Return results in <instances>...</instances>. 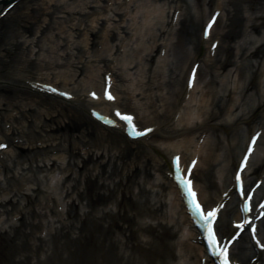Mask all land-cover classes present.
Wrapping results in <instances>:
<instances>
[{
	"label": "bare ground",
	"instance_id": "obj_1",
	"mask_svg": "<svg viewBox=\"0 0 264 264\" xmlns=\"http://www.w3.org/2000/svg\"><path fill=\"white\" fill-rule=\"evenodd\" d=\"M61 1L64 2L65 6H67V8H65L66 12L74 11L75 8L72 6L73 3H69L68 0H17L14 5L9 7L2 15H0V92L7 94L6 99H3L5 101L0 100V109L4 111L0 114V121L7 122L9 113L11 110L15 109L14 107H24L27 109V112H37L38 114L41 112V115L39 114V116L42 119L47 120L45 126H49L46 131L54 129L52 123H54L56 128H61V126H58L55 124V121H53L55 118L56 121L59 122L65 119L69 120V124H66L69 130L78 127V125L86 124L83 133L86 136L88 135L90 137H94H92V140H89V142L80 143V140L78 142L75 141L76 143L73 144V149L77 146L78 154L80 156L81 153L86 154L87 158L91 159L93 155H95L96 160H98L96 163L97 165H95L91 170L88 168V172L90 173H88V176L85 178L84 192L82 190L78 194V198H85V195L83 194L85 193L87 203L89 202L93 204L101 197H104L100 191L94 190V186L96 188H99L100 186L97 182V178L96 181L93 179V173L91 172L96 171V167L98 166L99 171L97 174L100 172L105 174L107 172V162H114L115 164L119 160V163H121L125 158L128 159L127 164L132 165V168H134L133 170L136 171L139 169L141 174H144V182L147 181L146 178L148 177L152 180L153 185L156 184L158 189H155V198H157H154V200L146 199L143 206L138 204V202H135L131 197H127L125 192H122V201L119 203V208L116 212H114L113 208H110L109 210H102L101 214H98L96 211L94 212V209L82 210V208H80L79 211L76 210V218H74L75 220L73 224L70 225V230L68 229L67 232L64 231L57 236H53L54 254H48L49 247L47 246L46 251L44 252L45 262L52 264L50 263L52 262L51 259H55L58 263L60 262V264H84L88 261V252L90 250H94L97 252L94 258L97 264H145L144 261L146 258L148 259L146 264H213L212 261H203L202 259L204 253L202 245L199 244L198 233L192 226V221L186 211L179 189L172 180L173 177H170L167 173L172 171L169 159L165 158L162 150L158 146L164 147L170 157L180 153L182 161H184L183 165L186 168H189L190 166L188 160L199 155L198 162H196L194 160L195 158H193L195 166L192 168V177L194 178L196 188L199 191L200 199L207 205V207L215 205V203L224 199L221 194L223 191H228L230 189V183H232L231 178L235 172V166L240 155L239 150L242 146L244 134L246 133L247 139L256 125L262 126L261 121L259 122L256 120L255 116L257 115L256 111L259 108L264 109V101L258 102L254 110L251 109L247 112H244L243 110L241 114H236L242 106H240V104L235 106V102L231 103L228 108L226 105H223L224 93L220 94L216 87H212L210 89V87L216 83V75H214L215 77L212 75L211 79L207 82V87L209 89L204 93L203 97L204 105L202 106V113L204 114H202L203 116L201 115L202 120H196V122H194L192 120L194 112H196V106L194 107L192 104L197 100H195V88L188 89L187 87V79L194 68L193 64L196 60H198L203 50L206 49V52L210 53L209 47L208 49L205 48L210 45V40L217 38L220 40L215 53V57L219 56V60L217 62V64H219V68H226L229 64H232L233 60L231 57L233 50H231L228 46H224V41L225 37L228 38L230 36V30H232V32L235 30L232 27L233 19H228L229 23L227 26L230 30L227 34L222 35V38L220 39L218 35L221 34L219 28L224 17V13L221 12L211 29V37L208 43H206L202 38V32L204 31L203 24L212 14L213 10L218 8H214L213 3H207L205 4L207 5L205 9L206 11L203 10L201 12L200 10V12L195 13L193 11L187 12L182 10L181 13L178 14L175 21L176 33L174 32V41L173 39L168 41L164 38V36L160 35L158 37H154L150 45V51H147V48L149 47L147 44L136 47L138 52V56H136V58L141 57V61L135 63L130 68L128 65H132L134 60L128 57L127 49L123 55H117L118 61L116 65L110 64L111 56H105L113 47L115 34L118 35V32L113 29L121 26V24L117 22L113 25L114 27L112 28V32L108 31L105 35H103L101 29L105 28L106 25L107 27L111 25L109 19L102 20V22L97 21L96 23H94L96 20H90V28H87V30H89V34L92 36L94 35V38L96 39L99 34L95 46L98 42H101L103 45L102 50L99 53L94 51V56L100 58L104 57L106 62L94 64L89 63L92 61H88L87 64L89 63L90 66L86 81L83 82L81 89L77 92L72 90V93L69 89H67L73 94L72 99L68 100L67 98H63L64 95H61V92L63 91L58 88L63 85L61 84L62 81H54V83H51L46 78L44 79L38 75H34L35 72L28 70L25 66L11 64V56L12 53H14V50L17 49V46L14 41L8 40L10 35L13 37L17 36L20 29L24 32H29L30 19L35 17L33 16L34 12H32L33 4H38L37 10L41 11L42 14H45V12L50 11L49 8L51 7L57 10V8L60 7ZM160 1L151 6L153 9L146 17L145 11L142 7L136 12V16L140 14L143 15L144 12V19L140 21L138 25V32L141 31L144 36L148 33L147 31H150L151 29V15L161 19L163 18V14L167 12L165 10L168 8L169 13L173 7V5L169 3L167 7L161 6L159 4H163V2L160 3ZM210 1L211 0H208L207 2ZM166 2L167 0L164 1V3ZM220 3H222L221 0ZM8 4L0 6V13ZM114 4L117 8H120V11L117 14L121 15V21L124 13L123 8L125 7L126 9L127 5H125V2L123 1L122 3L114 1ZM121 5L123 7H121ZM177 9L178 8L174 7L171 23L174 22L173 18ZM91 14H94V12ZM255 16L256 18L258 17L257 15ZM258 18L263 19L264 15H260ZM44 21L45 19L42 20V22ZM261 23L263 24V21H261ZM98 24H101L100 28L94 31L93 29L97 27ZM167 25L169 26V23ZM39 26L40 24H37V27ZM172 28L173 27L171 26L170 30H172ZM255 28L256 26L254 25L253 29ZM135 29L133 30L136 31ZM166 31L167 30L163 31L162 34ZM23 35L24 33H21L19 36L22 37ZM84 35H87V33L82 32L80 34V36ZM5 37L7 38L4 39ZM100 38L102 39L99 40ZM88 39L89 38H84L83 42H86L87 44ZM143 40L144 38H141V42ZM160 40H166L168 42L167 56L163 59L158 53L163 48L162 43L159 42ZM119 44H116L115 52L120 51V46H118ZM54 47L56 48L58 46L55 45ZM171 51L173 58L176 60V71L172 68V66H174L173 60L169 59ZM224 51L226 53L222 55ZM258 51L259 49L256 48L251 53L258 56ZM155 56L156 59L161 62V65L153 64ZM121 62V70L125 71L126 69H129L127 71L128 75H124L123 73L118 74V68ZM151 62L152 64H150L147 68ZM134 67L141 71L138 74V77L133 76V73L130 72L131 68ZM164 68L167 69V77L164 74ZM202 69L203 68L201 66L198 69V78L204 73V70L202 71ZM144 70H146L147 76H143L142 71ZM16 71L24 73L27 72V75H20L19 73L15 76L16 73L14 74L13 72ZM111 71H113L111 74L114 81L112 91L115 93L117 101L109 103V105L115 104L120 106L123 111L135 112L136 117H138L137 121L133 120L129 122L124 120L123 116L126 115L125 112H113V106H109L110 109H108V103L103 105L98 96V98L91 96L94 99L93 100L92 98H89L87 94L83 93L84 91H89L92 86L102 89V87H104V76L110 75ZM234 71H239V69L236 67ZM233 72L232 75L234 74ZM13 74L15 78L12 77ZM241 75L243 77L242 73ZM181 76L182 81H180ZM62 77H68L66 72L63 71ZM62 77L60 76L59 80H61ZM119 77H122V79L126 81L124 83V88L121 91L117 87ZM69 79L72 80L71 77H69ZM10 85L15 87L17 91L16 93H12L13 95L9 93ZM252 87H254V81L250 80L246 86L243 84L241 90H250ZM104 91H111V88L108 85H105ZM229 91H231V89H229ZM64 93L66 94L68 92ZM125 94L135 97L140 95L141 105H146V108L132 103L131 101H123L121 96ZM227 95H229V92ZM232 99L233 98L230 97L229 101H232ZM13 100H16L15 102L18 104L12 106ZM10 106L12 107L8 109ZM97 106H100V108H103L105 111L104 113L99 112L101 115L95 117L94 114H92L93 110L91 108ZM180 107L181 109L179 110ZM147 108L152 109L151 112L153 113H148L146 111ZM178 111H180V116H177ZM229 111L230 113L236 114L234 115L235 118L232 119L229 116V119L231 118V120L226 119L225 122L214 123V125H219V128L228 131L234 123L237 124L244 120L246 121V124L245 126L239 124V130L234 135L233 140L228 142L227 148L225 136L221 132L218 133L217 131H213L211 133H205L204 135L202 133L204 128L209 129L208 126L211 124V121L217 120L218 118L220 119V117H223ZM204 115H206V117H204ZM41 118H36L39 120L32 119L30 122H36V124H39V122H41ZM176 118L177 121L172 122L171 124L170 122L176 120ZM111 121H115V123H112ZM132 123H135L136 127L142 132H144L145 129H148V126L153 127L154 129L151 128V132H145V134L140 138H130L127 133L123 131L124 129L126 132L129 129L132 130ZM116 124L118 125L115 126ZM167 124L169 129H163V127ZM159 125H161V128ZM12 133H16L10 138V140H12L11 142L14 144L9 143V146L3 152L12 150L10 144H12L13 147H17L18 152L20 153L28 151L29 149H39L37 145H32V142H30L33 138L27 136L22 130L15 128L14 125L12 126ZM198 133L200 134L197 135ZM22 135L26 138L24 141L20 140V136L22 137ZM176 137L179 138L176 139ZM199 137H204V144L201 148V152L197 149L201 142V138L199 140ZM34 139L36 144L45 143L43 146L48 148L46 149L47 151L50 149L49 147L58 151L59 147L65 146V144L60 146L59 143L53 145L56 138H54V140L50 143L51 146L49 147L47 146L49 138ZM3 142L8 141L0 135V144ZM193 143H196V149L192 150L191 147ZM262 143H264V132L260 138V144ZM85 145L90 146L85 147ZM101 148L103 149L99 153L98 150ZM43 150H39L37 154ZM53 154L49 155V152H47V159L50 160L51 157L54 156ZM154 154H156L157 160L155 159ZM55 155L56 156H54V158H56L52 162L54 164L57 163L58 158L63 159V154L57 153ZM160 156L163 157L164 160L160 158ZM99 157H102V160L98 159ZM106 157L107 161L104 162L103 159ZM253 158L255 157L253 156ZM253 158L249 160V163L243 171V175L245 177L249 178L251 174H257L258 170H260V165L254 167V169L252 168L253 165L256 164V160ZM45 160L42 159V162L43 166L46 167L48 163ZM192 163L193 162H191V164ZM6 166L9 167L8 165ZM251 168L252 170L250 171ZM152 169L157 172H152ZM128 178H130L129 171L128 177L125 175V178H119V183H124V179L128 180ZM258 179H260L261 182H264V172L259 174L249 184L252 185ZM12 183L14 185L16 184L15 182ZM2 185L5 184L1 182L0 186ZM150 192H154V189L152 188ZM248 192L249 189L246 190V193ZM19 193H21V191L16 189L14 195ZM232 193L233 190L230 194ZM5 194H8V192L6 191ZM23 194L26 195V198L29 201L32 200V196L30 194ZM124 199L126 201L125 204H123ZM39 201L42 202L46 208L51 206L47 202H43L42 200ZM72 201V204L75 206V200L73 199ZM79 203H82V200H80ZM76 207L77 206L74 208L77 209ZM234 207L235 206L230 201L221 214L220 227L222 228L226 226L225 228H227V231L224 234L221 233L222 235H227L230 231H233L231 221L224 220V215H226V217L228 216V218L235 217L236 220H239L241 217L238 209H235L234 211ZM4 211L5 210H0V212ZM18 213H22L18 218L20 219L21 224L17 225L12 221V219H16V216L15 218L11 217V219L8 218L10 219V229L8 230L6 228L4 231L0 230V264L10 263L5 259V256L11 249L14 253L20 252L25 248L29 249L31 245L29 238L30 235L33 234V229L42 230L41 224L31 222L25 225L23 212L20 211ZM156 215H158L159 218L156 222L148 223L145 219L147 216L154 217ZM29 224L32 228L30 233L26 232V227H23ZM260 224L261 229H259V235L264 239V220H262ZM116 229L119 231V235H121L122 238H117V235L114 234L113 231ZM41 237L42 236H40V238ZM123 238L125 239L123 242L125 244V249L130 250L129 254L122 253L119 246L120 242L122 243ZM258 241V239L253 240L251 243L248 235H241L239 240L235 241L233 244L236 248V251L234 252L236 260H240L241 264H249L250 258L252 256L256 257L257 253L259 254V252L254 254L251 248V246L255 247L257 244L258 249H260V245L257 243ZM248 242H250L251 245H249ZM5 247H9V250H5ZM79 248H81V250ZM62 250L66 252L65 256L62 254ZM78 250H80V252L73 258L74 253ZM136 254H138V256H136ZM24 256V261L26 260V263H28L29 261L27 262V260H29V256ZM11 264H13V262Z\"/></svg>",
	"mask_w": 264,
	"mask_h": 264
},
{
	"label": "rangeland",
	"instance_id": "obj_2",
	"mask_svg": "<svg viewBox=\"0 0 264 264\" xmlns=\"http://www.w3.org/2000/svg\"><path fill=\"white\" fill-rule=\"evenodd\" d=\"M68 1L69 3H73L72 6H74L73 8H75L73 12L65 11V8H67V6L64 5L63 1H61L60 7L57 8V10L51 7L49 8L50 11L45 12V14H42L41 11L37 10L38 4H33L32 12H34L33 16L35 17L30 19L29 32H24L22 31V29H20V32H18L19 34L17 36L13 37L10 35L8 37V40L14 41L17 46V49H15L14 53H12L11 64H18L20 66L23 65L29 70L44 72L45 75L48 74L47 77H50V79L53 80L55 78L57 81H59L60 76L62 77L64 71L66 72V75L72 78V80L69 79V82L72 84V86L81 88L83 82L86 81L88 77V70L90 66L89 63L97 64L106 62L104 60V57L100 58L94 56V51H96V53H99L102 49H99L97 51V46H95L99 34L97 35L96 39L94 38V35H90L89 30H87V28H90V20H96L94 22L96 23L97 21L102 22V20L109 19L111 25L106 29L111 32L112 28L114 27L113 25H115L117 22L121 24V26L113 29L114 31L118 32V35L115 34L113 47L105 56H111V59H116V61H118L117 55L120 54L118 51L115 52V50L116 44H119L121 42L120 44H122L127 50L130 51L132 59L134 60V63L132 65H128L129 68L132 67L135 63L141 61V57L136 58V56H138L136 47L147 44L149 45L147 51H150V45L154 37H158L160 35L164 36V38L168 39V41L172 39L174 41L176 32L175 29L170 30V26L167 25L170 18L167 17L166 14H163V18L161 19L151 15L152 28L150 29V31H147L148 33L145 34V36L141 31L138 32V25L140 21L144 19V12L143 15L140 14L138 16H136V12L142 7L145 11L146 17L153 9L151 8V6H153V4H157L160 0ZM114 1L118 3H122L123 1L125 2V5H127L126 9L125 7L123 8L124 17L121 19V21V15L117 14L120 11V8H117V6H115ZM164 1L165 0H161L160 3L163 2V4L159 5L167 7L168 3L172 5L180 4L183 6L184 11H193L195 13L199 11L200 4L203 2V0H167L166 3H164ZM222 1L224 2L225 14L220 25V31L221 33L227 34V32L230 30V28L227 26L229 23L228 19H233L232 27L233 29H235L234 32L230 30V36L228 38L225 37L224 41V46H228L231 50H233V54L231 57L233 61L232 64H229L226 68H219V64H216L219 59L217 58L213 65L204 67V73L201 76L203 80L200 83V86H204L205 88L203 92H206L209 89L207 87V82L211 79L212 75H216V77L214 76L216 83H214L210 87V89L212 87H216L220 94L224 93L223 105H226L227 108L230 107L231 103L234 102L235 106H238V104H240V106L242 107L237 111L236 114H241L243 110L244 112L250 111L251 109L254 110L258 102L264 101V64L260 69V72L262 74L260 82L256 81L255 79L259 60L264 62V18H258L260 15H264V0ZM121 7L123 6L121 5ZM165 11H168V8ZM92 12H94V14H91ZM255 15H257L258 17L256 18ZM43 19H45L44 22H42ZM261 21H263V24L261 23ZM37 24H40V26L37 27ZM100 25L101 24H98V26L93 30L95 31L99 29ZM254 25L256 26L255 29H253ZM133 29H135L136 31H134ZM165 30L167 31L162 34V32ZM82 32H86L87 35L80 36ZM21 33H24L22 37L19 36ZM6 38L7 37H5L4 39ZM84 38H89L87 44L86 42H83ZM141 38H144V40L142 41L144 43L141 42ZM52 45H57L58 47L55 48ZM256 48L259 49V57L251 53ZM222 55H224V53H222ZM163 58H166V56ZM169 59L173 60L174 66H172V68L176 71V60L172 56V51L171 54H169ZM88 61L92 62H89L87 64ZM113 63H115V61ZM116 64L117 62L115 63V65ZM150 64H152V62L149 63L147 68L150 66ZM153 64L161 65V62L156 59V56L154 58ZM120 67H122V62L119 65L118 74L123 73L124 75H128L127 71L129 69L122 71ZM236 67L239 69L240 73L239 75L237 74L235 81H232L230 79V75ZM130 72L133 73V76L138 77V74L141 71L134 67L131 68ZM167 73V69L164 68L165 76L167 75ZM241 73L243 74V77ZM142 74L143 76H147L146 70L142 71ZM143 76L142 78H144ZM250 80H255L254 87H252L250 90L244 89L242 91L241 89L243 84H245L246 86ZM125 82L126 81L122 79V77H119L117 87L120 91L123 90ZM9 88V93H11V95H13L12 93L17 92L15 87L10 86ZM229 89H231L232 93L230 95H227ZM6 97L7 94H3L2 92H0L1 101L3 99H6ZM121 97L123 101H131L132 103L146 108V105H141L140 95H137L135 97L125 94ZM230 97L233 98L232 101H229ZM15 101L16 100H13L12 106L18 104ZM193 103L195 104L194 107L196 106L195 110L197 112L195 114V118L193 119L195 121L197 118V114H199L200 116L204 114L202 113V106L204 105V101L199 100ZM12 106L8 107V109H10ZM14 108L15 114L14 112H11L12 117H10L11 125H14L15 128L22 130L27 136L33 138L30 140L33 145H36V143H34V138H49V140L47 141V146L49 147L51 146L50 143L54 140V138H56V140L53 142V145L59 143L60 146L63 144H65V146L59 147V149L63 150L58 153L63 154L64 156L62 155L63 159L58 158L57 163L55 164H52V162L56 158H54V156L56 155L52 156L50 160L47 159L48 156H46L45 153L48 152L46 150L48 148L43 146L45 145V143L38 144L40 146L38 150L29 149L28 151H24L22 153H19L18 148L15 147L12 151V154L10 155V159L7 162V165L9 167L6 166V171H10L9 180L11 183L15 182L17 184L22 176H25V178L28 177V184L33 187V189H30L27 192L32 196V200L29 201L24 195L22 196V198L20 195L14 196V192L12 191L7 197L11 198V201H6L4 200L5 195L0 194V202L2 200L0 204V210H5V213H1V217H3L1 220L5 219V221L3 223H0V230L4 231V229L6 230V228L8 230L10 229L9 220L11 219V217L15 218V216H17L16 219H12V221L17 225L21 224L20 219L18 218L22 213H17L20 211L23 212L25 225L31 222H34L35 224H41L42 230L40 231V229H33V234L30 235L29 238L31 244L29 249L25 248L17 253H14L11 249L10 252L5 256V259L10 262L8 264H11L12 262L13 264H48L44 259V252L46 251L47 246L49 247L48 254H54L55 250H53V236H57L64 231L67 232L68 229L70 230V225L73 224L75 220L74 218H76V210L79 211L80 208H82V210L94 209V212L96 211L98 212V214H101L102 210H109L110 208H113L114 212H116L119 208V203L122 201V192H125L127 197H131L141 206L144 205L146 199L154 200L156 196L155 189H158V187L156 186V184L153 185L152 180H150V178L148 177L146 178L147 181L144 182V174H141L139 169L136 171L133 170L134 168H132V165L127 164L128 159L126 158L121 163H119V160L115 164L114 162H107V172L105 174H103L102 172L97 174L99 171L98 166L96 167V171L91 172L93 173V179L96 181L97 178V182L100 186L99 188H96L94 186V190L100 191V193L103 194L104 197H101L97 202L93 204L89 202L87 203L85 193H83L85 195V198H78L79 192L82 190L84 192L85 178L86 176H88V173H90L88 172L89 169L91 170L95 165H97L96 163L98 162L95 155H93V157L90 159L87 158L86 154H81L80 156L78 154L77 146H75V149H73V144L76 143L75 141L78 142L80 140V143L89 142V140H92V137H94H90L88 135L86 136L83 133L86 124L78 125V127L69 130L66 126V124H69V120L65 119L61 121V123L59 121H56L55 118L53 121H55V124H57L58 126H61V128L55 127L51 131L47 130V132L46 129H48L49 126H45L47 120H44L39 116V114L41 115V112L39 114L37 112H27V109H25L24 107ZM146 111L148 113H153L151 112L152 109L150 108H147ZM230 111L223 117H220V119L218 118L217 120L211 121V124L208 126L210 129V133L213 131H217L218 133L221 132L222 134H224L227 148L228 142H230L234 138V135L239 130V123L242 126L245 125V122H239L237 124L234 123V125L230 127L228 131L221 130V128H219V125H214V123L225 122L226 119H229V116L232 119L235 118L234 115L236 114L230 113ZM2 112L4 111L0 109V114ZM256 112V120H260L264 126V109L259 108ZM204 117H206V115H204ZM36 118H41V122H39V124H36V122H30L32 119L35 120ZM231 118L229 120H231ZM2 124L3 123L0 122V126ZM49 148L53 150L51 147ZM102 149L103 148L98 150L99 153ZM262 149L264 150V146ZM39 150L43 151L37 154ZM42 159H46L45 161H47L48 163L47 167L43 166ZM98 159L102 160V157H99ZM103 160L104 162H106L107 157ZM128 171L130 174V178H128V180L124 179V183L120 184L119 178H125V175H127L128 177ZM152 172L157 171L152 169ZM4 174L5 173L1 172L0 177L3 178ZM52 177L54 178L51 180ZM22 179L20 180V182L22 181ZM53 180H55L56 183H52ZM152 188L154 189V192H150ZM0 189H5V187L1 186ZM53 196H56L60 199L59 206L57 205L58 211L52 209V202L49 201L52 200ZM73 199L75 200V206H77V209H75L74 204H72ZM39 200L47 202L49 205H51L50 211L45 207L44 204H41ZM80 200H82V203H79ZM125 203L126 201L124 199L123 204ZM14 209H16L17 212H15ZM145 219L146 221H148V223H153L156 222L159 218L158 215H156L154 217L147 216ZM64 226L67 227L65 228ZM23 227H26V232L30 233L32 229L30 227V224ZM62 227L64 228L61 229ZM38 231L40 232L37 233ZM113 232L115 235H117V238H122V236L119 235V231L117 229ZM40 236L42 237L40 238ZM124 241L125 239L123 238V241L122 243L120 242L119 246L122 250V253L129 254L130 250L125 249V244L123 243ZM8 248L9 247H5L4 249L7 250ZM79 249L81 250V248ZM80 250L74 253L73 258L77 256V253H79ZM61 252L64 256L66 255V252L64 250H62ZM96 253V251L90 250L87 254L88 261L84 264H97L96 260H94ZM24 255L29 256V260H27V262L29 261L28 263H26V260L24 261ZM136 256H138V254H136ZM51 261L52 262L50 263L52 264H60V262L58 263L55 259H51ZM146 262H148L147 258L145 259L144 263L146 264Z\"/></svg>",
	"mask_w": 264,
	"mask_h": 264
},
{
	"label": "snow or ice",
	"instance_id": "obj_3",
	"mask_svg": "<svg viewBox=\"0 0 264 264\" xmlns=\"http://www.w3.org/2000/svg\"><path fill=\"white\" fill-rule=\"evenodd\" d=\"M216 16H219V13H216ZM215 23V17L212 19V21L207 25V30L205 32V35L210 36L211 35V28L212 25ZM219 41L216 42V44H218ZM216 45H214L215 47ZM195 82V72L193 73V83ZM51 87V86H49ZM67 95V93H66ZM92 95L94 97H97V93L93 92ZM107 95L110 99H115V96H113L111 91L107 92ZM98 98V97H97ZM119 111V110H117ZM123 119L126 121H133V117L131 115H124ZM112 123H115V121H111ZM152 129L148 128L145 129L144 132L140 131L135 123H132V134L133 135H144L145 132H151ZM259 135V134H257ZM253 145L255 144V140H253ZM0 147H6V145H2L0 144ZM251 153L249 152V155ZM247 163V160L245 159V164ZM175 164H176V168L177 171L181 173L180 175V181L181 183L184 185V188L186 190V192L188 193V196L190 198V202L192 203L193 206V210L197 213V215L200 217V219L198 220V223H200L205 229H210L209 231V235L211 237V242L213 244V250L220 256H222L223 259V264H232V261L229 259V253H228V245L227 243H224L223 247H221V241L223 240V237H218L217 236V231L219 228V224H218V217H220V213H221V209L224 208V204L221 203L220 205H218L216 208L212 209L211 211H208L207 213H205L204 211V206L197 200H195V192L194 189L192 187L193 181L190 178L191 175V169L189 170V177L186 178L183 174V169L181 167V157L179 155H177L175 157ZM192 166H195V161H193ZM240 185H241V191L243 192L244 190V182L243 179H240ZM244 210L245 211H250L251 205L250 203H244L243 204ZM262 209H264V205L260 206ZM243 227V225H241V228ZM253 231H255V229H253ZM261 247H264V244L261 245Z\"/></svg>",
	"mask_w": 264,
	"mask_h": 264
}]
</instances>
